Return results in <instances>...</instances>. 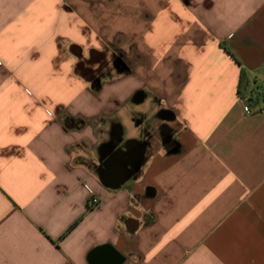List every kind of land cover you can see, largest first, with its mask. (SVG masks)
I'll return each mask as SVG.
<instances>
[{"label": "crops", "instance_id": "obj_1", "mask_svg": "<svg viewBox=\"0 0 264 264\" xmlns=\"http://www.w3.org/2000/svg\"><path fill=\"white\" fill-rule=\"evenodd\" d=\"M0 264H264V0H0Z\"/></svg>", "mask_w": 264, "mask_h": 264}, {"label": "built area", "instance_id": "obj_2", "mask_svg": "<svg viewBox=\"0 0 264 264\" xmlns=\"http://www.w3.org/2000/svg\"><path fill=\"white\" fill-rule=\"evenodd\" d=\"M245 100V105H244V110L246 112H252L253 111V104H252V96L251 95H247L243 97ZM99 204V198L98 196L95 195V193H91V195L89 196V206H96Z\"/></svg>", "mask_w": 264, "mask_h": 264}]
</instances>
